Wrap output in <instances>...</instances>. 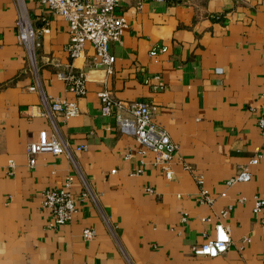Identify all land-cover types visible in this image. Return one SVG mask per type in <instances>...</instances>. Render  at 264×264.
Masks as SVG:
<instances>
[{"label": "crops", "instance_id": "0c3cea01", "mask_svg": "<svg viewBox=\"0 0 264 264\" xmlns=\"http://www.w3.org/2000/svg\"><path fill=\"white\" fill-rule=\"evenodd\" d=\"M21 1L33 26L48 31L34 43L32 68L16 40L18 0H0V264H264V208L251 212L253 197L264 200V130L257 125L264 118V0H121L113 16L125 26L108 45L110 75L91 68L87 44L70 62L66 22L34 0ZM161 47L166 51L149 56ZM70 63L86 78L81 98L55 77ZM39 90L77 105L76 116L54 117L72 162L42 153L28 165L27 144L38 131H51L38 115ZM100 90L155 107L153 123L178 147L170 179L149 151L101 114ZM78 146L83 150H73ZM240 166L250 179L227 186ZM195 177L210 205L198 202ZM66 179L77 212L54 226L41 194ZM82 180L95 201L79 198ZM224 210L227 251L193 256L191 248L212 237ZM85 228L95 233L89 241L81 237Z\"/></svg>", "mask_w": 264, "mask_h": 264}, {"label": "built area", "instance_id": "2783aa9c", "mask_svg": "<svg viewBox=\"0 0 264 264\" xmlns=\"http://www.w3.org/2000/svg\"><path fill=\"white\" fill-rule=\"evenodd\" d=\"M37 4L45 7L51 14L60 17L67 24L68 39L64 47L70 62L77 59L83 52L87 44L93 50L91 68H100L106 75L112 73L114 56L109 52L108 45L111 42H118L125 26L122 18L114 17L113 11L121 0H34ZM157 2H179L180 0H154ZM16 40L23 48L29 65L34 68V43L40 34L47 33V28H40L38 31L28 17L27 11L21 0L16 5L14 21ZM166 48L152 49L148 53L154 56L156 53H163ZM220 70H216L219 73ZM55 77L65 85L66 92L75 98H81L86 94V78L83 72L74 70L71 63L64 72H57ZM161 90L160 85L157 86ZM34 91V87L28 88ZM40 105L42 111L39 116L49 121L51 131L40 130L36 134L35 140L26 146L27 162L29 166L34 164L36 154L49 153L55 156L62 155L72 162L71 148L68 142L59 136L54 123V117H61L64 120L72 118L78 114V108L74 101L59 99H49L39 90ZM96 98L100 103V112L104 116H111L121 134L133 137L144 149L153 155L154 165H159L166 179L171 178V171L168 163L178 147L174 144L167 133L156 126L152 121V114L155 107L141 101L125 103L112 97L107 90H100L96 93ZM259 129L264 130V118L257 121ZM75 151L83 150V146L74 148ZM259 156L249 161L250 165L257 163ZM8 168H14L11 160L7 162ZM110 174L114 170H110ZM137 172L132 173L135 175ZM250 172L246 167L240 166L234 176L226 181L230 186L235 183L247 182L250 179ZM198 185V202L210 205L212 203L207 191L202 186L200 177L194 178ZM84 190L79 194L80 199L95 198L82 180ZM70 180L66 179L62 188L58 190H45L41 194V207L47 210L53 217L54 226H64L71 222L77 212L76 199L70 194ZM149 191V190H148ZM242 201V200H240ZM264 208V200L253 197L251 212L255 215L261 213ZM226 211H221L219 219L213 226V235L207 238L202 244L193 246L191 254L205 258H215L224 254L231 244L228 227L222 222ZM185 218H181L184 222ZM264 226V218L261 220ZM94 230L85 228L81 232L84 241H89L94 237ZM248 241V240H245ZM264 260V254L262 256Z\"/></svg>", "mask_w": 264, "mask_h": 264}]
</instances>
